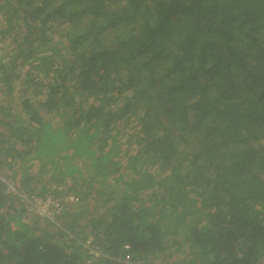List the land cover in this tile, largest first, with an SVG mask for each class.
<instances>
[{
    "label": "trees",
    "instance_id": "1",
    "mask_svg": "<svg viewBox=\"0 0 264 264\" xmlns=\"http://www.w3.org/2000/svg\"><path fill=\"white\" fill-rule=\"evenodd\" d=\"M0 264H264V0H0Z\"/></svg>",
    "mask_w": 264,
    "mask_h": 264
},
{
    "label": "rangeland",
    "instance_id": "2",
    "mask_svg": "<svg viewBox=\"0 0 264 264\" xmlns=\"http://www.w3.org/2000/svg\"><path fill=\"white\" fill-rule=\"evenodd\" d=\"M59 40V39H58ZM44 178L41 179V182L43 184H46V182L43 181ZM40 185V184H39ZM66 194H69V193H66ZM75 196L70 193L69 196L67 197L66 201H71ZM32 198L34 199L35 203H36V206L32 205L31 203L29 202H25V207L27 208V210L30 211V214H27V215H33L32 213L34 212H37V207L40 208L41 211H45L46 214H48L49 216H52L56 213L59 212L60 210V207L59 205L57 204V198H54V195L52 194H48V193H41L40 194V191L39 189H35L33 195H32ZM61 198V197H60ZM49 200L50 203L47 204V206L45 205H39L41 204L43 201H47ZM56 207H58V209H56ZM30 219V218H28ZM61 221V220H60ZM46 225H43V227H45ZM89 243V241L87 242V244ZM98 255V251H97V254ZM91 261V259L88 260V262Z\"/></svg>",
    "mask_w": 264,
    "mask_h": 264
},
{
    "label": "built area",
    "instance_id": "3",
    "mask_svg": "<svg viewBox=\"0 0 264 264\" xmlns=\"http://www.w3.org/2000/svg\"><path fill=\"white\" fill-rule=\"evenodd\" d=\"M2 179L4 180V182H6V183L8 184L9 187L14 188V187H13V182H12L9 178L2 177ZM22 194H23V198L26 200V202H29V203H31L32 205L36 206V203H35L34 199L32 198V196L29 197V196L27 195V193H24V192H23ZM49 203H50V201L47 200V201H43V202H42L41 204H39V205H45V206H47V204H49ZM37 213H39V214L42 215V216H44V215L49 216L48 214H46L45 211H41L39 207H37Z\"/></svg>",
    "mask_w": 264,
    "mask_h": 264
}]
</instances>
